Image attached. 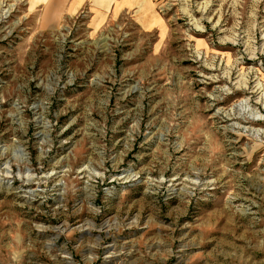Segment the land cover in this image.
I'll return each mask as SVG.
<instances>
[{
    "label": "rangeland",
    "instance_id": "374dc122",
    "mask_svg": "<svg viewBox=\"0 0 264 264\" xmlns=\"http://www.w3.org/2000/svg\"><path fill=\"white\" fill-rule=\"evenodd\" d=\"M65 1L0 0V264H264V0Z\"/></svg>",
    "mask_w": 264,
    "mask_h": 264
},
{
    "label": "crops",
    "instance_id": "0c3cea01",
    "mask_svg": "<svg viewBox=\"0 0 264 264\" xmlns=\"http://www.w3.org/2000/svg\"><path fill=\"white\" fill-rule=\"evenodd\" d=\"M53 2L55 6L58 0H53ZM47 5H45L42 17L43 23ZM155 7L154 0H66L61 14L57 12L54 15L60 19L65 14L68 18L75 19L83 12H87L92 24H105L110 18L130 15L136 19V22L147 25L161 23ZM59 19L50 20L47 23H57Z\"/></svg>",
    "mask_w": 264,
    "mask_h": 264
},
{
    "label": "bare ground",
    "instance_id": "6f19581e",
    "mask_svg": "<svg viewBox=\"0 0 264 264\" xmlns=\"http://www.w3.org/2000/svg\"><path fill=\"white\" fill-rule=\"evenodd\" d=\"M63 3H64V2H63ZM59 5H60V4H59ZM59 5H58V6H59ZM59 9H60V8H59ZM61 10H62V9H61ZM7 12H8V11H7Z\"/></svg>",
    "mask_w": 264,
    "mask_h": 264
}]
</instances>
